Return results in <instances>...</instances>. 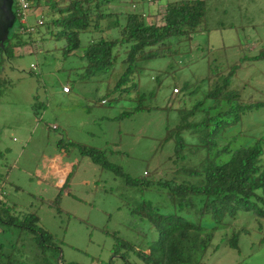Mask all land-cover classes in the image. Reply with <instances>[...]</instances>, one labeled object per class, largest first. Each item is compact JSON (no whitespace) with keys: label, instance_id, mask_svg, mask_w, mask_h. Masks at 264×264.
I'll list each match as a JSON object with an SVG mask.
<instances>
[{"label":"rangeland","instance_id":"obj_1","mask_svg":"<svg viewBox=\"0 0 264 264\" xmlns=\"http://www.w3.org/2000/svg\"><path fill=\"white\" fill-rule=\"evenodd\" d=\"M146 1L134 0L140 6ZM169 1L175 0H151V17L161 14L160 7ZM207 3L205 31L175 48L178 54L147 63L121 89V58L113 70L87 78L82 56L97 36L90 32L81 35L82 49L69 57L63 53L64 42L44 34L43 25L32 34L33 45L16 48L9 58L0 54V216L3 208L20 221L36 213L39 226L57 244V249L39 250L31 232L0 219L5 254L28 264H144L132 253L127 260L114 257V248L116 237L136 247L157 238L143 215L145 206L149 214L176 209L168 190L156 185L160 177L172 179L176 173L174 142L164 140L167 128L180 122L179 109L191 107L198 96L176 98L174 88L200 86L211 75L210 65L227 73L239 63L232 88L244 99L264 104V0ZM49 13L46 5L35 8L28 22L49 20ZM112 34L105 36L118 37ZM237 130L245 140L263 137L264 108L248 113ZM83 148L105 152L123 175L95 164L82 154ZM59 170L66 177L63 185ZM202 222L215 226L209 217ZM225 224L216 232L217 250L203 264H264V219L241 212ZM234 231L241 233L240 251L227 244Z\"/></svg>","mask_w":264,"mask_h":264},{"label":"trees","instance_id":"obj_2","mask_svg":"<svg viewBox=\"0 0 264 264\" xmlns=\"http://www.w3.org/2000/svg\"><path fill=\"white\" fill-rule=\"evenodd\" d=\"M32 1L34 9L44 5L51 9L47 15L49 20L42 17L46 27L44 34L64 42L65 57L82 49L83 33L97 35L85 46L82 56L87 78L113 70L121 58L125 72L117 84L120 89L133 81L134 75L141 73L150 61L178 54L175 48L189 44L195 34L205 31L208 19L207 0L169 1L160 7L162 13L155 18L148 10L151 0L142 6L134 0ZM124 5L132 6L133 10H118ZM15 24L5 46L8 58L16 48L34 44L33 33L23 39L25 34H21L18 23ZM113 32H117L118 37L105 36ZM240 68L237 63L226 73L210 65L211 75L200 86L192 90L188 84L182 89L174 88L176 98L183 93L191 100L198 96L191 107L179 109L180 122L175 128H167L164 140L165 143L173 141L175 145L171 157L177 166L175 176L194 181L160 177L156 185L168 190L175 211L162 214L152 210L149 214L145 206L143 215L149 219L150 230L157 232V238L144 247H136L116 237L114 257L121 255L127 260L132 253L144 264H203L208 253L217 250L216 232L225 229L227 219H235L241 212H251L264 219V136L249 141L244 139V132L237 130L248 113L263 109L264 104L246 100L241 91L232 88L233 77ZM82 154L103 169L123 175L107 161L105 152L83 148ZM127 180L135 184L130 178ZM7 212L3 208L0 219L31 232L39 250L57 249L54 237L39 226L40 218L36 213L26 214L20 221ZM206 217L215 226H205L202 220ZM240 234L234 231L227 237V244L238 251ZM0 264L28 263L0 249Z\"/></svg>","mask_w":264,"mask_h":264},{"label":"built area","instance_id":"obj_3","mask_svg":"<svg viewBox=\"0 0 264 264\" xmlns=\"http://www.w3.org/2000/svg\"><path fill=\"white\" fill-rule=\"evenodd\" d=\"M33 5H34V1L32 0H13V9L16 16L15 22L18 23L21 34L26 35V34L35 33L37 30V26L43 25L42 19L39 20L35 25L29 24L28 18L32 10H34ZM35 68L36 66L32 64L31 69H35ZM63 91L65 93H69L70 88L68 86H65L63 88ZM174 92L177 93L178 91L175 90Z\"/></svg>","mask_w":264,"mask_h":264},{"label":"water","instance_id":"obj_4","mask_svg":"<svg viewBox=\"0 0 264 264\" xmlns=\"http://www.w3.org/2000/svg\"><path fill=\"white\" fill-rule=\"evenodd\" d=\"M16 16L13 0H0V49L9 39L10 31L15 26Z\"/></svg>","mask_w":264,"mask_h":264},{"label":"crops","instance_id":"obj_5","mask_svg":"<svg viewBox=\"0 0 264 264\" xmlns=\"http://www.w3.org/2000/svg\"><path fill=\"white\" fill-rule=\"evenodd\" d=\"M127 1H128V0H127ZM125 6H127V5H125ZM131 7H132V6L118 7V10H120V9H122V8H126V9H130V10H123V9H122L121 11L130 12V11L133 10ZM149 8H151V7L149 6V7H148V10H149L150 15H152L153 12H152V10L149 9ZM31 25H32V24H31ZM71 172H72V170H71ZM71 172H70V174H71ZM63 173H64L63 170H59V171H58L59 176H62V177H63L62 181L60 182V185H63L64 183H66V180H65L66 177L63 176Z\"/></svg>","mask_w":264,"mask_h":264},{"label":"flooded vegetation","instance_id":"obj_6","mask_svg":"<svg viewBox=\"0 0 264 264\" xmlns=\"http://www.w3.org/2000/svg\"><path fill=\"white\" fill-rule=\"evenodd\" d=\"M6 44H7V42H6ZM6 44H5V46H6ZM5 46H4V48L0 49V54H2L3 56H5V58H7L8 56L6 54Z\"/></svg>","mask_w":264,"mask_h":264}]
</instances>
